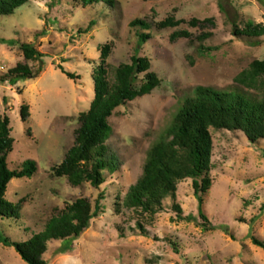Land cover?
Wrapping results in <instances>:
<instances>
[{
    "label": "rangeland",
    "instance_id": "obj_1",
    "mask_svg": "<svg viewBox=\"0 0 264 264\" xmlns=\"http://www.w3.org/2000/svg\"><path fill=\"white\" fill-rule=\"evenodd\" d=\"M169 16L182 23L160 27ZM193 19L200 23L193 25ZM135 20L149 26H133ZM91 21L95 25L84 32ZM249 21L264 24V0H101L89 6L81 0H29L13 14H0V118H10L15 139L8 164L12 170L27 160L38 165L33 177L8 184L6 198L23 200L21 217H0V233L25 241L84 197L94 212L90 228L66 253H61L63 241H51L44 255L47 264H264V250L252 242V236L264 241V139L251 142L242 131L210 129L211 184L203 194L208 229L200 226L191 178L179 182L176 195L167 197L157 214L123 204L142 174L148 150L186 97L198 86L245 90L235 77L254 60H264V36L234 35L235 25L243 28ZM179 32L189 36H177ZM142 33L149 35L144 43ZM22 44L42 56L27 60ZM105 45L110 51L103 58ZM134 55L149 60V71L161 83L109 118L105 182L99 188L90 182L73 186L54 168L74 145L80 114L95 98V71L105 66L113 84L116 69L131 63ZM17 64L43 70L12 85L3 77ZM145 75L135 77L136 88L145 83ZM100 195L104 198L97 210ZM174 205L195 220H180ZM0 264L28 263L0 242Z\"/></svg>",
    "mask_w": 264,
    "mask_h": 264
},
{
    "label": "trees",
    "instance_id": "obj_2",
    "mask_svg": "<svg viewBox=\"0 0 264 264\" xmlns=\"http://www.w3.org/2000/svg\"><path fill=\"white\" fill-rule=\"evenodd\" d=\"M29 0H0V14H13ZM85 6L101 0H81ZM106 1V0H104ZM211 19H206V22ZM182 23L172 16L159 23L160 27H176ZM199 20L193 19L197 25ZM149 25L141 20L132 22L133 26ZM95 25L91 21L84 32H89ZM234 35L248 38L264 36V24L249 21L243 28L235 25ZM176 35L189 36L188 32ZM149 38L146 33L140 34V42ZM27 60L42 56V53L30 44H22ZM110 46L102 48V56L106 58ZM70 78H78L76 74L60 66ZM42 67L34 72L26 64H17L4 75L3 80L12 85L20 79H32L42 72ZM147 58L134 55L131 63L120 65L115 72V82L110 83L107 69L100 64L94 75L95 98L90 108L80 114V127L76 130L75 143L67 151L62 163L54 168L57 176L67 177L73 186H81L90 182L99 188L105 178L103 171L108 167L105 142L112 134L109 118L114 111L136 99L150 94L161 83L160 77L150 72ZM146 73L145 83L140 88L134 86L138 74ZM235 81L245 90H219L212 87L198 86L191 96L185 98L182 106L174 115L171 123L160 133L147 152L143 171L137 181L132 184L124 197V206L141 210L148 214H157L163 210V201L175 196L181 180H193L194 194L199 202L200 226L210 227V221L203 212V194L210 188L211 180L207 176L211 157L210 129H227L242 131L251 142L264 139V60L256 59L249 67L241 71ZM28 107H22V118H27ZM10 118H0V217L20 218L23 200L13 203L6 198L8 184L14 178L33 177L38 165L34 160H27L19 169L12 170L8 164L10 153L14 150L15 139L11 136ZM103 195L97 200V210L101 208ZM264 208V207H263ZM174 210L180 220H195L185 216L179 205ZM94 212L89 199L77 198L59 214L51 217L45 228L34 233L29 239L17 242L0 233V242L12 246L28 264H47L44 258L51 241L65 243L61 253L73 248L74 242L90 228ZM254 245L264 250V241L252 236Z\"/></svg>",
    "mask_w": 264,
    "mask_h": 264
},
{
    "label": "built area",
    "instance_id": "obj_3",
    "mask_svg": "<svg viewBox=\"0 0 264 264\" xmlns=\"http://www.w3.org/2000/svg\"><path fill=\"white\" fill-rule=\"evenodd\" d=\"M4 70V66L0 63V71Z\"/></svg>",
    "mask_w": 264,
    "mask_h": 264
}]
</instances>
